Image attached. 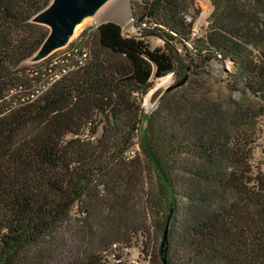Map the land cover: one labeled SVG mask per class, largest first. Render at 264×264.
<instances>
[{"label":"trees","instance_id":"1","mask_svg":"<svg viewBox=\"0 0 264 264\" xmlns=\"http://www.w3.org/2000/svg\"><path fill=\"white\" fill-rule=\"evenodd\" d=\"M52 2L0 0V264H123L134 245L163 264L168 223V264H264V0H211L199 35L196 0H134L138 36L101 25L107 56L27 100ZM170 74L187 84L146 116Z\"/></svg>","mask_w":264,"mask_h":264},{"label":"rangeland","instance_id":"2","mask_svg":"<svg viewBox=\"0 0 264 264\" xmlns=\"http://www.w3.org/2000/svg\"><path fill=\"white\" fill-rule=\"evenodd\" d=\"M106 0L103 4H105ZM109 0L104 6L100 5L94 12L88 13V15H93L95 12L98 14L102 8H104L109 2ZM118 5L112 9L113 14H121L120 19H111L106 18L100 25L96 26L95 24H83L82 18L77 22L80 26L77 31L72 30L70 34V41L64 46L57 49H54L50 54L45 57H40V51L37 52L30 60H28L24 65V69L27 70V75L29 78L37 80L38 76L32 75L34 70L38 71L42 69L45 65V62L53 59L55 57H63L69 50L77 45H84L89 51L91 57L94 55L107 56L104 51H102L98 44V39L96 35V30L103 24L114 23L119 25L126 37L138 36L137 29L134 27L132 20V10L131 5L134 0H117ZM200 9L201 15L194 26V32L196 35L202 33L203 29L207 26V20L212 13L213 7L211 5V0H196ZM123 2V3H122ZM103 6V7H102ZM121 6H124V10L121 13ZM102 7V8H101ZM87 15V14H86ZM37 23V21H34ZM83 24V25H82ZM77 25V26H78ZM82 25V26H81ZM51 31L52 27L46 25ZM149 44L151 49H157L163 47V42L156 38H150ZM212 71L216 76V79L223 81L227 78V71H232V66L228 63L226 66L223 63L214 62L211 65ZM165 80V81H164ZM180 79L174 74H170L162 79L153 78V89L145 97L142 102L141 108L143 109L146 116L150 115L158 107L160 99L164 96L165 93L171 90L182 88L183 86L176 88V85L180 83ZM215 90H218V86L214 87ZM146 124H144L145 128ZM101 135V129L98 133V137ZM137 143V140H136ZM139 152V146L135 145L131 152V156L137 155ZM253 166L255 171L264 175V118L261 125V134L260 139L255 147L254 156H253ZM142 248L140 245H134L132 248L123 251V264H150L148 257L142 253Z\"/></svg>","mask_w":264,"mask_h":264},{"label":"water","instance_id":"3","mask_svg":"<svg viewBox=\"0 0 264 264\" xmlns=\"http://www.w3.org/2000/svg\"><path fill=\"white\" fill-rule=\"evenodd\" d=\"M105 1L106 0H53L51 6L35 18L38 24L52 27L49 38L39 50L40 52L38 51L40 57H45L54 49L66 44L74 25L86 14L94 12ZM186 82L187 78L178 83L176 88L185 85ZM168 229L169 223L167 224L161 246L163 264H168L165 256V248L168 243Z\"/></svg>","mask_w":264,"mask_h":264},{"label":"built area","instance_id":"4","mask_svg":"<svg viewBox=\"0 0 264 264\" xmlns=\"http://www.w3.org/2000/svg\"><path fill=\"white\" fill-rule=\"evenodd\" d=\"M90 53L84 45H77L63 57H55L47 61L42 69L34 70L32 75L38 76L27 100H36L47 92L56 82L85 65Z\"/></svg>","mask_w":264,"mask_h":264},{"label":"bare ground","instance_id":"5","mask_svg":"<svg viewBox=\"0 0 264 264\" xmlns=\"http://www.w3.org/2000/svg\"><path fill=\"white\" fill-rule=\"evenodd\" d=\"M109 1V0H108ZM107 1V2H108ZM106 2V3H107ZM105 3V4H106ZM118 3H120V2H118L117 0H112L111 2H109L104 8H102L105 4H103V6L101 7L102 8V10H100V12L98 13V14H96L97 12H95L93 15H85V16H83V18H82V22H83V24L85 25V24H95L96 26H98V25H100L104 20H106V18H111V19H120V17H121V14L119 13V14H113L111 11H112V9L115 7V6H117L118 5ZM123 3V2H122ZM125 8H124V6L122 7L121 6V13L123 12V10H124ZM82 24V25H83ZM78 24L76 23L75 25H74V27H73V30L74 31H77V29L80 27L79 25L77 26ZM81 25V26H82ZM71 39L69 38L68 40H67V42H66V44L68 43V41H70ZM66 44H64V45H62V46H60V47H64ZM59 47V48H60ZM57 49V48H56ZM165 81V80H164Z\"/></svg>","mask_w":264,"mask_h":264}]
</instances>
